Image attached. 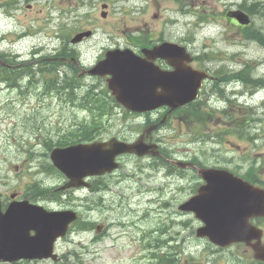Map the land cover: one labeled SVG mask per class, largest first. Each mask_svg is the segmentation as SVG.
Wrapping results in <instances>:
<instances>
[{
    "label": "rangeland",
    "instance_id": "374dc122",
    "mask_svg": "<svg viewBox=\"0 0 264 264\" xmlns=\"http://www.w3.org/2000/svg\"><path fill=\"white\" fill-rule=\"evenodd\" d=\"M105 4L107 20L101 16ZM241 7L253 11L248 32L257 29L264 34V0H0V59L16 65L8 72L14 71L9 74L14 81L0 83V193L8 200L13 192L32 196L37 187H48L53 197L36 200L53 209L74 208L82 215V222L59 243L60 262L18 264H161L153 252L172 253L176 264L254 263L252 251L243 245L219 249L195 237L200 223L178 210L201 183L194 171L128 155L120 172L90 180L95 191L69 190L59 196L55 189L65 178L49 160L53 145L78 143L90 133L95 140H135L165 113L132 114L113 102L105 80L79 77L77 67L60 60L57 69L48 58L59 47L64 54L76 52L89 67L107 49L139 52L147 43L172 40L187 45L198 56L197 64L217 80L208 83L200 105L176 111L155 140L169 157L208 167H238L264 182V104L256 106L264 90L252 102L240 98L252 105L245 109L253 123L244 132L253 141L233 133L236 117L241 125L244 114L231 100L236 84H221L231 83L230 75L239 73L241 82L235 89L241 93L254 87L251 78L264 77V43L248 39L226 15ZM89 29L95 30L92 38L70 43L75 33ZM21 32L33 36L13 45ZM7 35L14 38L1 41ZM34 51L37 59L30 55ZM1 72L0 68V78ZM31 186L34 191L26 193ZM97 224L106 226L100 234ZM144 236L150 242L155 237L160 250L148 247Z\"/></svg>",
    "mask_w": 264,
    "mask_h": 264
},
{
    "label": "water",
    "instance_id": "95a60500",
    "mask_svg": "<svg viewBox=\"0 0 264 264\" xmlns=\"http://www.w3.org/2000/svg\"><path fill=\"white\" fill-rule=\"evenodd\" d=\"M240 23L247 24L248 16L241 11L229 14ZM90 33L77 35L73 42L80 41ZM145 58L130 51H109L106 59L99 63L93 75H111L108 87L117 102L132 112H149L162 106L177 109L192 101L200 84L197 73L182 65L171 62L174 72L163 73L154 66L157 58L168 61L176 54L189 57L185 49L175 44L164 43L151 50H143ZM185 55V56H184ZM170 62V61H169ZM147 132L134 145L116 140L92 145H76L55 149L51 159L70 181L66 187L88 186L84 178L110 172L118 165L114 163L117 154L141 152L152 147ZM206 181L197 196L180 208L193 211L205 226L197 232L198 237H207L220 247L252 240L255 258L264 262V245L260 244L261 232L250 224V219L264 217V191L254 188L240 179L224 176L217 170H200ZM20 209V208H19ZM19 212L10 206L5 213L0 205V261L40 259L52 256L56 239L64 236L67 226L75 219L71 212L46 213L43 210L23 204ZM23 213V215H21ZM35 231V236L30 232Z\"/></svg>",
    "mask_w": 264,
    "mask_h": 264
},
{
    "label": "trees",
    "instance_id": "16d2710c",
    "mask_svg": "<svg viewBox=\"0 0 264 264\" xmlns=\"http://www.w3.org/2000/svg\"><path fill=\"white\" fill-rule=\"evenodd\" d=\"M255 7V5L252 7V8H254ZM253 12V11H252ZM258 12V11H257ZM252 32H259V33H261L262 35H264L260 30H257V29H255V30H250L249 32H247L246 33V37L248 38V39H254V40H257V41H261L260 43H264V37L262 36V35H260L259 33H254V34H251ZM259 35L258 37H256V36H254V35Z\"/></svg>",
    "mask_w": 264,
    "mask_h": 264
},
{
    "label": "bare ground",
    "instance_id": "6f19581e",
    "mask_svg": "<svg viewBox=\"0 0 264 264\" xmlns=\"http://www.w3.org/2000/svg\"><path fill=\"white\" fill-rule=\"evenodd\" d=\"M251 34H254V32H253V33H251ZM254 36L258 37L259 35H257V34H256V35H254ZM251 40H254V39H251ZM255 41H256V40H255Z\"/></svg>",
    "mask_w": 264,
    "mask_h": 264
},
{
    "label": "flooded vegetation",
    "instance_id": "af4514ba",
    "mask_svg": "<svg viewBox=\"0 0 264 264\" xmlns=\"http://www.w3.org/2000/svg\"><path fill=\"white\" fill-rule=\"evenodd\" d=\"M59 57H61V58H62V57H64V55H59ZM2 68H3V67H2ZM3 70H4V69H3Z\"/></svg>",
    "mask_w": 264,
    "mask_h": 264
}]
</instances>
